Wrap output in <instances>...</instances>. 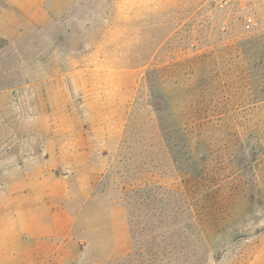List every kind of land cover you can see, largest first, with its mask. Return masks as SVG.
Here are the masks:
<instances>
[{"label":"rangeland","instance_id":"rangeland-1","mask_svg":"<svg viewBox=\"0 0 264 264\" xmlns=\"http://www.w3.org/2000/svg\"><path fill=\"white\" fill-rule=\"evenodd\" d=\"M0 264H264V0H0Z\"/></svg>","mask_w":264,"mask_h":264},{"label":"trees","instance_id":"trees-1","mask_svg":"<svg viewBox=\"0 0 264 264\" xmlns=\"http://www.w3.org/2000/svg\"><path fill=\"white\" fill-rule=\"evenodd\" d=\"M157 99H159L162 103H164V104H167V101H166V98H165V96L164 97H162V96H159ZM168 108V107H167ZM167 109H164V110H161L162 112H165ZM157 111H159V110H157ZM181 130H183V131H186L184 128L182 129L181 128ZM206 158V154H203L202 156H200L199 157V160H200V162H203L204 161V159ZM236 164H239L240 165V151L238 152V154L236 155ZM195 161V165H198V160H194ZM240 168V167H239ZM240 170V169H239ZM197 174V173H196ZM239 174H240V171H239ZM197 176H198V178H201V177H203V171L201 170L198 174H197Z\"/></svg>","mask_w":264,"mask_h":264}]
</instances>
